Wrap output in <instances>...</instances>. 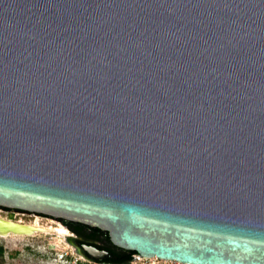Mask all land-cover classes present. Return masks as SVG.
<instances>
[{
	"label": "water",
	"instance_id": "obj_1",
	"mask_svg": "<svg viewBox=\"0 0 264 264\" xmlns=\"http://www.w3.org/2000/svg\"><path fill=\"white\" fill-rule=\"evenodd\" d=\"M0 209L264 264V0H0Z\"/></svg>",
	"mask_w": 264,
	"mask_h": 264
},
{
	"label": "rangeland",
	"instance_id": "obj_2",
	"mask_svg": "<svg viewBox=\"0 0 264 264\" xmlns=\"http://www.w3.org/2000/svg\"><path fill=\"white\" fill-rule=\"evenodd\" d=\"M0 217L34 224L45 229L43 232H35L32 235H0V244L4 245L8 251L16 250L22 253L28 251L29 253L28 256H24L22 259L7 256L4 264H75L69 258H58L62 249H70L73 253L80 254L72 243L57 233L56 227L58 226L64 227L67 234L70 233L59 220L48 216L26 215L16 211L8 212L4 209H0Z\"/></svg>",
	"mask_w": 264,
	"mask_h": 264
},
{
	"label": "trees",
	"instance_id": "obj_3",
	"mask_svg": "<svg viewBox=\"0 0 264 264\" xmlns=\"http://www.w3.org/2000/svg\"><path fill=\"white\" fill-rule=\"evenodd\" d=\"M64 223L76 235L74 243L79 249H81L82 244H89L96 246L99 249L106 250L110 254V257H106L103 261L112 263H124L132 257V254L136 253L134 251H128L113 245L109 239L108 233L102 231L99 228H93L81 223H74L66 220L64 221ZM83 254L88 258H92L84 251ZM28 255V251H24L23 253L16 250L8 251L4 247V245L0 244V264H4L7 256L16 259H22L24 258V256Z\"/></svg>",
	"mask_w": 264,
	"mask_h": 264
},
{
	"label": "built area",
	"instance_id": "obj_4",
	"mask_svg": "<svg viewBox=\"0 0 264 264\" xmlns=\"http://www.w3.org/2000/svg\"><path fill=\"white\" fill-rule=\"evenodd\" d=\"M59 259H67L73 261L76 263H86V264H193V263H187V262H181L173 259H164V258H158L156 256L152 257H145L141 256L137 253L132 254V257L124 263H112V262H106L103 260H97L93 258H88L87 256L82 254H75L70 249H62L58 255Z\"/></svg>",
	"mask_w": 264,
	"mask_h": 264
},
{
	"label": "flooded vegetation",
	"instance_id": "obj_5",
	"mask_svg": "<svg viewBox=\"0 0 264 264\" xmlns=\"http://www.w3.org/2000/svg\"><path fill=\"white\" fill-rule=\"evenodd\" d=\"M5 211H8V212H11L9 209H4ZM16 212H21V213H24L23 211H21V210H16ZM26 215H31V214H27V213H25ZM41 216H43V215H41ZM58 220L64 225V226H66L67 227V229L68 230H70L71 232H73L67 225H65V223H64V219H60V218H58ZM74 233V232H73ZM75 235V234H74ZM75 237H76V235H75ZM75 237H73L72 239H71V241H72V243L76 246V244L74 243V241H75ZM77 247V246H76ZM78 250H80L79 248H78Z\"/></svg>",
	"mask_w": 264,
	"mask_h": 264
},
{
	"label": "bare ground",
	"instance_id": "obj_6",
	"mask_svg": "<svg viewBox=\"0 0 264 264\" xmlns=\"http://www.w3.org/2000/svg\"><path fill=\"white\" fill-rule=\"evenodd\" d=\"M56 231H57V233L60 234L61 236H64V234L67 233V230H66L64 227H62V226H58V227H56Z\"/></svg>",
	"mask_w": 264,
	"mask_h": 264
}]
</instances>
